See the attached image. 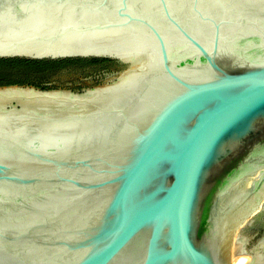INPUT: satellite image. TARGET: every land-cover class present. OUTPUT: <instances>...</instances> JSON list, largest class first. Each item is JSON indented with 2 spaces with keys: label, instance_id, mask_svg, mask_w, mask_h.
<instances>
[{
  "label": "water",
  "instance_id": "95a60500",
  "mask_svg": "<svg viewBox=\"0 0 264 264\" xmlns=\"http://www.w3.org/2000/svg\"><path fill=\"white\" fill-rule=\"evenodd\" d=\"M0 58L110 62L0 68V264H264V0H0Z\"/></svg>",
  "mask_w": 264,
  "mask_h": 264
},
{
  "label": "trees",
  "instance_id": "16d2710c",
  "mask_svg": "<svg viewBox=\"0 0 264 264\" xmlns=\"http://www.w3.org/2000/svg\"><path fill=\"white\" fill-rule=\"evenodd\" d=\"M96 61H106L104 59H62V60H30V59H21V58H0V68H8V67H23L28 69H48L59 67L61 65H69V64H83L88 62H96ZM22 80H19L15 77H7L0 75V84H8V83H21Z\"/></svg>",
  "mask_w": 264,
  "mask_h": 264
},
{
  "label": "flooded vegetation",
  "instance_id": "af4514ba",
  "mask_svg": "<svg viewBox=\"0 0 264 264\" xmlns=\"http://www.w3.org/2000/svg\"><path fill=\"white\" fill-rule=\"evenodd\" d=\"M107 63H110V62L109 61H96V62H88V63H85V64L103 66V65H106ZM102 69H104V68H102ZM19 80H22V79H19ZM26 81L33 82L34 85H38V86H41V87H51L53 85V84L51 85L50 82H47L46 80H43V79H37V80L26 79ZM72 88H80V85L73 86Z\"/></svg>",
  "mask_w": 264,
  "mask_h": 264
},
{
  "label": "bare ground",
  "instance_id": "6f19581e",
  "mask_svg": "<svg viewBox=\"0 0 264 264\" xmlns=\"http://www.w3.org/2000/svg\"><path fill=\"white\" fill-rule=\"evenodd\" d=\"M250 259L248 254L239 253L232 256V264H244Z\"/></svg>",
  "mask_w": 264,
  "mask_h": 264
}]
</instances>
